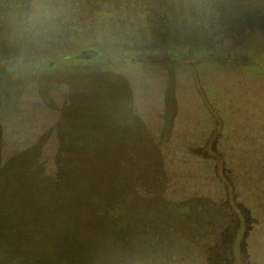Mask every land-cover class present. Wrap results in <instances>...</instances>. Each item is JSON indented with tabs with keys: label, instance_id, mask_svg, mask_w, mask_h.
Returning a JSON list of instances; mask_svg holds the SVG:
<instances>
[{
	"label": "rangeland",
	"instance_id": "1",
	"mask_svg": "<svg viewBox=\"0 0 264 264\" xmlns=\"http://www.w3.org/2000/svg\"><path fill=\"white\" fill-rule=\"evenodd\" d=\"M110 5L107 24L96 21L105 32L94 38L109 35L116 57L65 71L90 74L99 89L112 91L102 109L89 112L102 115L99 130L151 136L148 144L164 147V195L186 208L184 222L154 233L155 243L150 234L133 238L99 261L88 255L44 261L38 244L25 243L33 227L2 209L0 264H137L138 257L145 264H264V0H224L216 16L217 5L193 0L158 1L152 10L144 7L145 15ZM124 43L135 47L127 52ZM10 53H0V64L16 66L24 57L23 50ZM13 72L0 74V97ZM36 89L35 82L24 89L0 127L2 160L45 130L44 148L54 144V105L67 89L47 87L45 103ZM2 99L3 107L16 104L13 92Z\"/></svg>",
	"mask_w": 264,
	"mask_h": 264
},
{
	"label": "trees",
	"instance_id": "2",
	"mask_svg": "<svg viewBox=\"0 0 264 264\" xmlns=\"http://www.w3.org/2000/svg\"><path fill=\"white\" fill-rule=\"evenodd\" d=\"M158 1L172 0H0V53L13 51L12 56L24 51L16 66L0 64V74L14 69L7 84L11 87L5 88L3 96L13 92L16 101L3 107L0 97V127L16 111L18 97L31 82L42 95L41 103L48 97L47 87L65 85L67 89L65 98L54 105L56 129L51 148L43 146L50 135L45 130L5 160L0 150V210L21 216L23 227H33L29 228L32 234L25 233V243L38 244L44 261L87 255L99 261L103 256H115L133 238L145 239L150 234L149 241L155 243L154 233L184 222L186 208L164 195L168 188L164 147L148 144L151 136L99 130L95 125H103L102 115L89 112L102 109L112 91L104 85L99 89L90 74L70 77L65 71L75 63L90 65L105 56L116 57L109 35L101 41L94 38L99 31L105 32L98 23L102 18L107 24L113 14L111 3L118 9L139 8L135 10L145 15L149 11L144 7L152 10ZM193 1L217 5L212 11L216 16L224 0ZM37 5L48 9L51 18L33 29L28 18ZM213 24L210 20L207 26L214 28ZM123 47L129 52L135 44L124 43ZM49 72L57 74L50 77ZM196 220L188 221L195 227ZM144 258L135 261L145 264Z\"/></svg>",
	"mask_w": 264,
	"mask_h": 264
},
{
	"label": "clouds",
	"instance_id": "3",
	"mask_svg": "<svg viewBox=\"0 0 264 264\" xmlns=\"http://www.w3.org/2000/svg\"><path fill=\"white\" fill-rule=\"evenodd\" d=\"M51 18L48 9L41 8L39 5L35 6L33 13L28 18L30 28H37L38 25L43 26Z\"/></svg>",
	"mask_w": 264,
	"mask_h": 264
}]
</instances>
